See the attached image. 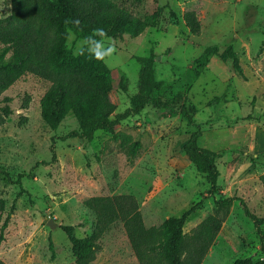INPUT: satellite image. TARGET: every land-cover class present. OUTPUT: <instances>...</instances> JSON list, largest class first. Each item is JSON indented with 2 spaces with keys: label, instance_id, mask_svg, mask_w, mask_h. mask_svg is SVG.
<instances>
[{
  "label": "rangeland",
  "instance_id": "374dc122",
  "mask_svg": "<svg viewBox=\"0 0 264 264\" xmlns=\"http://www.w3.org/2000/svg\"><path fill=\"white\" fill-rule=\"evenodd\" d=\"M109 1L152 18L154 24L136 35L123 33L87 44L69 30L66 49L95 68L97 59L90 58L88 48L96 49L100 42L99 50L105 52L109 43L115 45L112 56L100 60L113 85L115 112L131 105L138 91L137 57L152 51L154 75L163 82L154 94L176 108L183 102L192 104L202 131L198 143L216 154L220 190L210 193L204 174L185 155L183 145L192 128L179 113L146 105L123 119L117 132L139 143L130 157L122 138L103 130H97L92 141L67 136L79 130L72 111L50 128L41 116L40 98L51 82L26 71L0 91V225L9 214L0 260L75 264L71 243L60 226L73 224L76 236L90 235L96 215L84 199L115 194L135 196L146 227L199 202L183 226L185 257L202 244L201 224L221 221L200 264L262 257L264 237L261 241L239 198L254 214L264 216V0ZM186 10L195 12L198 32L187 27ZM43 14V5L35 0H0V49L15 28L39 25ZM227 46L236 53L242 74L231 58L223 57ZM19 174L31 199L24 192L18 194ZM230 196L236 198L228 204L217 202ZM50 218L53 227L47 223ZM260 230L264 231V223ZM96 242L89 264H141L119 220Z\"/></svg>",
  "mask_w": 264,
  "mask_h": 264
},
{
  "label": "trees",
  "instance_id": "16d2710c",
  "mask_svg": "<svg viewBox=\"0 0 264 264\" xmlns=\"http://www.w3.org/2000/svg\"><path fill=\"white\" fill-rule=\"evenodd\" d=\"M43 5L42 23L35 26H21L12 31L0 49V91L26 71L51 82L40 98L41 116L50 128L54 129L68 111L75 115L79 130L68 132L67 136H78L92 141L97 130H103L114 138H122V145L127 146L130 157L136 154L138 142H132L129 136H121L117 132L119 123L133 114L140 113L146 105L171 113H179L192 129L187 142L183 145L185 155L194 164L197 171L204 174L209 183V192L218 193L217 183L219 170L216 165V154L213 150L200 146L198 139L202 134L200 123L194 118L192 104L183 102L178 108L172 103L155 95L163 82L156 79L153 71L154 53L138 56V91L131 98V105L121 112H115V103L110 97L111 79L106 75L108 69L95 60V68L89 67L85 60L74 57L65 47L68 31L85 39L92 35L93 29H104L107 36L120 37L123 33L136 35L142 28L153 25L150 17L133 14L127 7L114 4L109 0H35ZM183 19L191 32H198L200 22L193 10H186ZM79 23H76V22ZM101 38L95 36L91 41ZM90 42V41H89ZM9 53L8 56L6 54ZM223 57L232 59L234 68L242 74L236 53L227 46ZM121 77L117 84H121ZM125 89V87L123 86ZM22 174L16 178L20 190L31 195L22 186ZM264 184V174L261 176ZM236 197H220L217 202L228 204ZM246 216L253 220L258 228L260 240L264 231L260 225L264 216L254 214L246 202L239 198ZM95 215V225L88 236L75 235V225L63 224L60 228L71 243V251L75 264H89L98 247L97 240L110 224L119 220L123 223L128 240L141 264H200L208 243L214 238L221 221L210 220L201 224L202 244L189 256H184L186 234L183 226L189 214L199 205H191L178 216H169L159 225L146 227L138 202L133 194H115L90 196L83 201ZM8 217L0 225V243L4 240V230L8 225ZM49 248L54 257L51 237H48ZM262 257L252 256L235 258L232 264H264V244H261ZM187 258V260L185 259ZM0 264H4L0 260Z\"/></svg>",
  "mask_w": 264,
  "mask_h": 264
},
{
  "label": "clouds",
  "instance_id": "9594fccd",
  "mask_svg": "<svg viewBox=\"0 0 264 264\" xmlns=\"http://www.w3.org/2000/svg\"><path fill=\"white\" fill-rule=\"evenodd\" d=\"M76 23H79L78 21ZM99 35L102 39V41L105 42V38L107 37V33L104 29H93L92 35L89 37H86L83 41L84 44H87L89 41H91L92 39H94L95 36ZM110 39V38H108ZM102 47V44L100 42H97V47L96 49H91L90 47L88 48V52L90 53V58L94 57L95 59H99V60H105L104 57L105 56H109L111 57L112 54L116 51L115 49V45L109 43V46L107 47L105 52H101L99 49ZM82 54V52H81ZM107 64V61H106Z\"/></svg>",
  "mask_w": 264,
  "mask_h": 264
},
{
  "label": "water",
  "instance_id": "95a60500",
  "mask_svg": "<svg viewBox=\"0 0 264 264\" xmlns=\"http://www.w3.org/2000/svg\"><path fill=\"white\" fill-rule=\"evenodd\" d=\"M47 223L49 224L50 227H53L55 225V222L53 221L52 218H50Z\"/></svg>",
  "mask_w": 264,
  "mask_h": 264
}]
</instances>
